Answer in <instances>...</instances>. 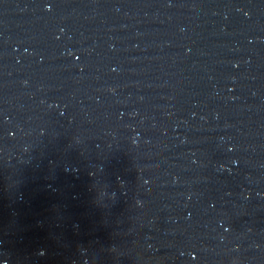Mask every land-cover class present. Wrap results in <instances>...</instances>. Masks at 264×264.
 Masks as SVG:
<instances>
[{
    "label": "water",
    "instance_id": "obj_1",
    "mask_svg": "<svg viewBox=\"0 0 264 264\" xmlns=\"http://www.w3.org/2000/svg\"><path fill=\"white\" fill-rule=\"evenodd\" d=\"M0 264H264V0H0Z\"/></svg>",
    "mask_w": 264,
    "mask_h": 264
}]
</instances>
